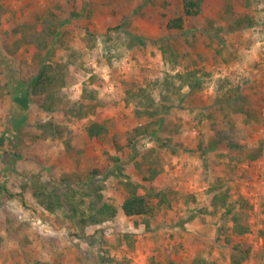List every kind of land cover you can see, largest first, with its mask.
Returning a JSON list of instances; mask_svg holds the SVG:
<instances>
[{
	"label": "rangeland",
	"instance_id": "obj_1",
	"mask_svg": "<svg viewBox=\"0 0 264 264\" xmlns=\"http://www.w3.org/2000/svg\"><path fill=\"white\" fill-rule=\"evenodd\" d=\"M79 1L83 15L77 18L71 13ZM182 5L183 0H0V77L8 88L0 100V264H112L107 257L128 264H189L196 258L230 264L235 244L248 250L242 264H264V0H202L198 16L187 18L182 29L169 28ZM47 9L63 21L50 54L52 62L65 64L63 102L77 104L84 87L96 90L106 108L91 119L108 121L106 137H88L89 118L67 122L62 111L47 113L34 101L23 109L24 101L15 99L29 91L38 69L28 47L15 54L8 49L19 38L16 28ZM242 18L252 24L240 23ZM192 70L193 87H181L176 74ZM139 87L166 110L157 135L137 138L131 147L130 130L156 125L148 114L137 116V107L145 109L136 105L141 98L127 102V90ZM45 122L53 125L41 135ZM54 124L66 127L64 137L52 132ZM151 148L163 161L157 187L178 194L148 226L145 218L124 215L121 205L127 196L123 183L141 182L145 166L137 163ZM252 153L258 155L250 158ZM32 174L52 185L64 183L60 190L75 192L85 202L82 208L98 197L115 204L117 218L88 225L83 233L65 210L47 211L30 188L21 187ZM220 181L231 198L241 194L252 205L244 235L233 232L223 209L210 206L207 192Z\"/></svg>",
	"mask_w": 264,
	"mask_h": 264
},
{
	"label": "trees",
	"instance_id": "obj_2",
	"mask_svg": "<svg viewBox=\"0 0 264 264\" xmlns=\"http://www.w3.org/2000/svg\"><path fill=\"white\" fill-rule=\"evenodd\" d=\"M79 7V8H78ZM202 12V0H183L182 14L173 17L168 22V27L171 29H182L187 18L196 17ZM82 7L80 1L76 6V9L72 11L73 17L82 16ZM252 22L248 18H242L239 22ZM63 21L59 14L53 9H47L40 14L38 19L33 23H24L16 28L15 33L19 35V38L15 41L12 49H8L9 54H15L22 47H28L31 52V63L37 67V72L30 78L28 85L29 91H25L24 94L16 96L15 99H22L24 101L21 104L23 109L29 107L31 102H35L39 107L47 112L52 113L55 111H62L64 119L69 122L73 119L89 118L90 122L86 126V132L91 139H100L106 137L110 133V126L107 120L91 119L92 116H97L105 108L106 103L98 96V92L94 89L87 87L83 88V93L80 101L77 104H71L70 102H63V98L60 95L62 88L66 85V79L64 75L65 64L62 62H52L50 60V54L52 53V44L54 43L55 35L57 34L59 27ZM197 71H189L187 76L177 73L176 77L180 80L181 87L185 84L193 87V81L197 77ZM130 93L127 102L136 100L135 98H141L136 100V105L145 107L144 112L140 110V107L136 108L137 116L142 117L143 114H148L150 117L155 118V127L150 124H142L135 126L129 131V137L127 139L128 145L131 147L137 138L145 136H155L159 130L160 124L163 120V112L166 108L163 106H156L155 100L151 93H148L146 88L139 87L137 91ZM8 94L7 84L1 82L0 77V100ZM143 97V98H142ZM23 117L21 116L20 119ZM19 120L18 122H20ZM52 122H45L40 125L42 134H50ZM66 127L62 124H54V134L58 137H64ZM51 132V134H52ZM217 141L210 142L209 147L214 148L217 145ZM67 148L70 149L71 142L67 140ZM117 148L120 149V145L116 143ZM156 150L151 148L149 152L143 154L142 161L138 162V167L145 166L142 169L141 182L136 183L131 179H128L123 183L127 196L122 202L121 209L124 215L131 219L142 217L147 221L149 226L151 219L156 217L157 211L163 209H169L172 207V202L176 199L178 194L177 190L173 187L158 188L156 185V179L160 176L164 170L163 161L159 154H155ZM258 153L250 154V158H254ZM117 159L116 157H113ZM96 173V172H93ZM39 174H32L29 180H26L21 184V187L25 190L31 189L33 197L36 199L39 205L44 207L47 211L56 212V210H65L66 219L74 223L83 233L88 225H97L104 223L108 220L117 218L118 208L115 204L106 200H101L100 197L95 201L90 202L86 208H82L81 200H76L75 192H72L69 196L68 193L62 192L59 186L52 185V181L41 180ZM62 178L71 177L68 174L62 176ZM225 182H221L216 185H211L208 190V196L210 198V206L216 210L223 209V218L228 217L233 223V232L237 235H244L250 230V221L252 215V205L248 198L239 194L237 198H231L232 192L229 187H226ZM194 199V196H192ZM261 236L264 240V225L260 230ZM3 243V237L0 234V247ZM105 258L104 256H102ZM248 257V250L240 244L232 246V253L230 258V264H242ZM112 264H128L129 262H123L116 258L107 257ZM189 264H213L212 262L203 259L196 258Z\"/></svg>",
	"mask_w": 264,
	"mask_h": 264
},
{
	"label": "crops",
	"instance_id": "obj_3",
	"mask_svg": "<svg viewBox=\"0 0 264 264\" xmlns=\"http://www.w3.org/2000/svg\"><path fill=\"white\" fill-rule=\"evenodd\" d=\"M9 174V173H8ZM174 204V203H173ZM174 206V205H173ZM130 218V217H129ZM131 219V218H130ZM171 261H174V260H171ZM230 261V260H229ZM154 261L151 262V264H154L153 263ZM175 263V262H174ZM173 262H169L168 264H174ZM147 264H150L149 262ZM156 264H167L165 262V260L163 261L162 259H159L158 261H156Z\"/></svg>",
	"mask_w": 264,
	"mask_h": 264
},
{
	"label": "built area",
	"instance_id": "obj_4",
	"mask_svg": "<svg viewBox=\"0 0 264 264\" xmlns=\"http://www.w3.org/2000/svg\"><path fill=\"white\" fill-rule=\"evenodd\" d=\"M148 143H146V145H147Z\"/></svg>",
	"mask_w": 264,
	"mask_h": 264
}]
</instances>
